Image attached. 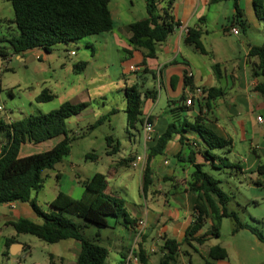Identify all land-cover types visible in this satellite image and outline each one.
<instances>
[{
	"label": "crops",
	"instance_id": "crops-1",
	"mask_svg": "<svg viewBox=\"0 0 264 264\" xmlns=\"http://www.w3.org/2000/svg\"><path fill=\"white\" fill-rule=\"evenodd\" d=\"M165 2L166 0H156V14L161 13ZM240 2L244 4V11L251 4L250 0H240L238 2L239 7L241 6ZM108 8L112 18V29L93 36V43H90L91 55L96 63L100 58L98 55L105 53L101 61L95 64L97 70H103L111 62L107 57L109 51L113 52L115 49L122 53L118 61L120 77L118 75L116 78L119 91L122 93L123 110L125 107L124 88L126 86L136 85L141 91V98H143V92H147V97L144 99L141 108L143 148L148 150L154 146L156 139L165 131L171 120L178 118L180 121L192 122L202 107L201 116L204 118L205 125L218 135L232 140L231 150L227 154L232 157L229 162L235 166V173L237 174L236 179H234L238 182L235 185L239 198L236 205L243 208L248 219L246 217L242 219L237 210H229L236 211L242 222L255 226L264 235V212L258 210L261 205H264V170L262 172L257 170L259 165H264V99L253 90L257 79L253 78L249 71L246 62L247 50H245L243 57H239L233 62L231 71L227 72L225 69H221L220 78L217 79L212 70V65L215 62L211 64L205 62L204 64L202 61L199 64L192 61L191 56L195 53L191 50L192 46L184 42L187 29L190 27L201 32L202 44L203 36L210 27H213L215 31L220 29L223 34H230L229 28L234 14L232 1L211 3L210 0H172L169 12L180 25L175 27L163 42L157 44L156 55L153 58L145 56V49L133 48L129 44V24L147 15L146 1L141 17L137 18L126 16L125 8L118 0H109ZM11 18L12 16L7 20ZM8 24L11 25L9 26L11 29L12 26L14 27L12 23ZM11 34H16V31L13 30ZM93 45L95 46L93 47ZM1 46L6 48L9 61L14 56L26 65L35 63L34 68L41 65L42 70L45 61L53 63L52 66L50 64V68L53 70L57 64L60 67H67L64 62L56 63L54 48L51 52H45L41 48H32L13 53L9 44L7 46L2 44ZM65 50L66 54L71 56L70 50ZM74 64H72L71 69H73ZM7 68L11 67L6 65L5 69ZM113 84L112 82V86ZM189 86H201L205 89L220 88L222 95L209 99L207 106L205 100L201 101V105L196 102L186 106L182 102V98ZM42 89L44 88L39 86L31 97L35 98ZM150 91H154V99H152L153 95ZM178 107H182L183 111L179 109L172 111ZM258 115L262 116L261 122L256 119ZM146 120L152 124L154 139L147 142L143 136V125ZM11 121L14 120L9 119L7 123ZM134 129L136 131L134 137L137 138L139 132L136 128ZM183 137L184 139L180 143L179 135H173L166 143L162 153L146 156L149 158L147 164L152 181L145 190L138 188L137 196L127 192L129 186L127 181L122 180V176L115 178L113 174L106 175L107 189L109 187L114 188L109 192L124 199L127 212L131 218L135 219L134 226H125L120 219L113 218L114 220H112L111 218L109 219L111 222L107 220L108 227L104 229L110 231L106 236L109 239L112 238L115 244H121L120 249L113 252L114 262L122 264L123 258L127 257L130 250H133V256L137 255L139 242L145 235H148L151 242L148 246L142 247L148 254L150 264H155L157 259L151 256L149 251L152 247H160L164 238L167 237L181 242L176 264H185V256L188 258V264H192L190 254L184 248L191 249L199 254L201 259L205 260L209 248L213 245H220L227 252L225 259L215 261L213 264H264V243L247 228L232 233L233 223L232 226L225 228L222 232L223 217L219 223L220 228L218 227L217 236L210 234V231L214 229H209L208 225L211 226L212 221L207 216L203 226L189 237L188 242L184 241L185 230L192 223L193 215L196 213L194 210L196 194L187 187V180L193 170L187 157L190 149L200 148V142L193 131L184 132ZM55 138L54 143V139L46 140L47 144L54 145L60 139V137ZM196 142H199L197 147L194 146ZM32 145L34 144L29 142L22 144L18 155L22 157L30 154L28 150ZM134 151L132 150V152ZM218 152L220 155L226 154L222 150ZM195 161L202 162L203 159L199 154H196ZM206 164L207 162L204 163L205 167H207ZM259 180L261 183L258 184ZM19 218L35 222L41 221L28 202L9 201L0 203V264H25L27 258H31L32 247L28 242L29 238L23 236L22 233L16 234L9 224L10 221ZM139 220H143L144 225L141 233L137 236V221ZM124 231L129 233L130 240L123 236ZM101 233L102 230L99 237L102 236ZM202 235H205V240L202 243H197L192 239ZM62 241L67 243L63 254L54 250L42 262L32 261L31 264H77L76 256L79 244L76 240L65 242L70 241V239L52 244L57 245ZM54 247L56 249V246ZM107 248L109 253L110 247ZM115 256H117V260L114 258ZM128 264H138L137 258H130Z\"/></svg>",
	"mask_w": 264,
	"mask_h": 264
},
{
	"label": "trees",
	"instance_id": "trees-1",
	"mask_svg": "<svg viewBox=\"0 0 264 264\" xmlns=\"http://www.w3.org/2000/svg\"><path fill=\"white\" fill-rule=\"evenodd\" d=\"M10 3L13 16L7 23L14 25L16 34L3 37L13 53L27 49L41 48L45 52H51L58 43H69L77 39L108 32L112 29V18L108 8L109 0H4ZM146 1V13L143 18L129 24V44L133 48L146 50V57L153 58L156 55L157 44L163 42L173 29L180 25L170 14L172 0H166L165 7L160 14H156V0ZM226 0H210L217 3ZM234 8L231 25H236L239 31H244L245 22L243 13L238 5L240 0H231ZM256 13L264 11V0H250ZM9 26V25H8ZM201 32L193 27L187 29L184 42L193 47L199 53L205 54L201 40ZM0 56L6 58V48L0 45ZM246 62L250 67L251 76L257 81L253 86L264 99V46L249 45L246 52ZM84 61L75 63L73 69L82 70ZM216 78H220L221 67L219 63L212 65ZM205 96L198 101L205 100L208 105L209 99L222 95L220 88H204ZM151 92V91H150ZM141 91L136 85L124 88L125 107L124 114L128 124L133 128L137 122L143 123L142 103L147 97V92ZM152 95L154 91L151 92ZM54 94L44 88L35 97L37 102L51 100ZM154 99V95L152 96ZM184 103V97L182 98ZM88 104L86 102L73 103L62 102L57 108L45 113L28 114L27 116L8 123L4 126L5 138L0 144V203L9 201L28 202L33 208L40 222L25 218L12 220L9 224L16 234L26 233L38 239L52 244L64 239H74L79 243L76 256L77 264H107L108 248L99 241L100 231L108 227L107 220L121 219L125 226H134L135 219L131 218L125 208L123 198L107 189L106 175L95 172L91 177L82 181V193L75 199L63 191H58L48 202V210H42L35 202V195L42 183V173L51 169L63 156L69 153L70 137L66 130V119L79 114ZM189 106V105H186ZM182 107L172 109V111ZM202 107L194 116L193 121L173 119L165 131L158 136L154 146L148 149L149 155L160 154L166 143L179 135L182 143L183 133L193 131L199 138V149H190L188 161L193 170L187 180V187L196 194L194 204L195 214L192 223L186 228L184 241L198 231L204 224L205 218L212 221L210 234L217 236V230L222 217L232 220V233L239 229L247 228L264 243V235L255 227L242 222L236 211L229 210L226 206L228 197L219 187L218 180L203 168L207 162L208 167H231L228 158L220 156L229 153L232 140L215 133L204 122ZM105 115L100 116L95 124H100ZM53 137L60 139L50 148L30 153L20 157L18 155L22 144L29 142L36 144ZM154 140V139H153ZM108 153L119 150V142L108 136L106 138ZM198 142V143H199ZM196 142L195 147L198 146ZM199 154L202 162L195 161V155ZM218 161V162H217ZM257 170L262 172L264 165H259ZM148 164H145L142 174V189L145 190L151 183ZM261 183L260 180L258 184ZM109 217V218H108ZM74 218V219H73ZM94 229L93 234L86 235L85 230ZM197 243L205 240V235L192 238ZM181 242L172 238H164L160 246L159 264H176ZM138 264H150L148 254L144 248H137ZM227 252L220 245H213L208 250L204 264H213L215 261L225 259Z\"/></svg>",
	"mask_w": 264,
	"mask_h": 264
},
{
	"label": "rangeland",
	"instance_id": "rangeland-1",
	"mask_svg": "<svg viewBox=\"0 0 264 264\" xmlns=\"http://www.w3.org/2000/svg\"><path fill=\"white\" fill-rule=\"evenodd\" d=\"M118 1L125 8L124 13L126 16L130 18L141 17L140 15H142L145 8V0ZM165 3L163 7H165ZM240 4L245 22L244 31L234 35L232 33L223 34L220 29L215 31L213 27L208 28V32L203 36V46L207 53L202 55L191 47V50L195 53L191 56L192 61L199 64L202 61L204 64L205 62H210V64L217 62L222 70L225 69L228 72L232 70L233 62L238 60L239 57H243L249 45L264 46V11L259 10L256 13L251 4L244 11V4L241 2ZM11 16H13V11L10 3L0 0V45L7 46L8 42L2 38L8 37L13 30L15 31L14 27L12 26L11 29L9 27L11 25L7 23V19ZM93 36L89 35L69 43L56 44L53 51L56 56V63L64 62L67 67H60L57 64L54 70L50 68V64L53 65V63H50L51 61H45L42 70L41 65L34 68L35 63L26 65L14 56L11 57V61L7 57L0 56V121L3 123H7L9 119H20L28 114L48 112L57 108L64 101L86 102L88 104L80 114L66 119V130L70 137L69 153L55 163L51 169H47L42 173V183L37 191L35 202L43 210H48L47 203L57 191H63L75 199L79 198L83 190L82 181L91 177L95 172L105 175L113 174L115 178H121L122 176V180L127 181L129 186L127 192L130 195L137 196L138 188H142V174L149 159L146 157L149 152L147 148H143L141 123L137 122L135 125L139 132V137L136 138V136L134 137L136 131L127 123L122 108V93L119 91L116 78L118 75L120 77L118 61L122 53L115 49L113 52L109 51L107 57L111 62L108 66H105V69L97 70L95 64L101 61L105 53L99 54V61L95 63V60L92 59L90 46V43H93ZM65 49L73 51L74 54L69 56L66 54ZM81 61L86 62L82 70L75 71L71 69L72 64ZM6 65L11 68L5 69ZM248 68L250 71L249 66ZM112 82L114 83L113 86ZM39 86L46 87L54 94V97L46 102L35 101V98H32L31 95L35 93V89H38ZM111 109L114 110L108 113L107 111H111ZM102 115H105L103 121L100 124H95L96 120ZM108 136L112 137L114 142H119V150L115 153H108L109 147L106 142ZM4 138L5 129L0 124V140ZM51 145V143L47 144L45 140L32 145L28 151L34 153L47 149ZM132 150L135 151L132 152ZM137 155H143L144 159L133 167L132 162ZM220 156H226L228 160L232 159L228 154ZM203 169L218 180L219 187L228 196V209L237 210L242 219H245V217L248 219L243 208L236 205L239 198L235 188V185L238 184L234 180L237 175L235 168L208 166ZM113 189V187L108 188L109 191ZM119 192L125 196L121 190ZM258 210L264 212V205H261ZM112 220L114 219L112 218ZM222 220L221 230L223 232L225 228L232 226V220L229 217H223ZM108 221L110 220L108 219ZM208 227L211 229V226L208 225ZM109 231V229L103 228L99 241L102 245L110 247L106 262L116 264L113 259V252H117L121 244H115L112 238L109 239L106 236ZM93 232L94 229L91 228L85 230L86 235L93 234ZM111 233L113 232L111 231ZM22 234L29 238L28 242L32 247L31 258H27L25 264H31L32 261L42 262L54 250L62 254L65 252L67 243L63 241L53 245L33 235ZM123 236L130 240L127 231H124ZM71 240L74 239L65 242H73ZM150 242L148 235H145L138 246H148ZM54 246H56V249H54ZM159 248L149 251L150 255L157 259L155 264H159ZM185 249L190 254L192 264L204 263L199 254L189 248ZM114 258L118 259L117 256ZM187 259V256H185V264H188Z\"/></svg>",
	"mask_w": 264,
	"mask_h": 264
},
{
	"label": "built area",
	"instance_id": "built-area-1",
	"mask_svg": "<svg viewBox=\"0 0 264 264\" xmlns=\"http://www.w3.org/2000/svg\"><path fill=\"white\" fill-rule=\"evenodd\" d=\"M229 31L232 34H234V35L239 34V29L235 25H231L230 28H229ZM69 53L71 55L74 54L73 51H70ZM205 94L206 93L204 92L203 87H201V86H189L185 90V94H184V104L185 105H193L196 102H198L199 100H201L202 97L205 96ZM0 109H1V106H0ZM256 119H257V121L261 122L262 121V116L261 115H258L256 117ZM143 136H144V139H145L146 142L147 141H152V139H153V128H152V124L148 120H146L144 122V125H143ZM143 159H144V156L143 155L142 156L141 155H137L136 158L132 162V166L138 165ZM137 225H138L137 235H139L141 233L142 228H143V225H144L143 220L137 221ZM154 248L157 249L159 247H157V246L156 247H152L151 248V251H153ZM135 256H133V250H130L127 253V257L124 259L123 264H128V260L130 258L136 259L137 256L136 257Z\"/></svg>",
	"mask_w": 264,
	"mask_h": 264
}]
</instances>
